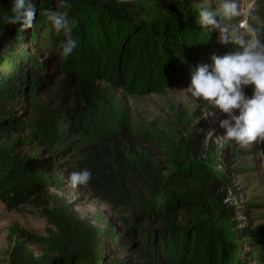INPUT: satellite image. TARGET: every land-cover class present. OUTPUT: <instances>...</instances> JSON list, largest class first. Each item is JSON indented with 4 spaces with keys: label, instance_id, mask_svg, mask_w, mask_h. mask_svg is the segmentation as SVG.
Segmentation results:
<instances>
[{
    "label": "trees",
    "instance_id": "trees-1",
    "mask_svg": "<svg viewBox=\"0 0 264 264\" xmlns=\"http://www.w3.org/2000/svg\"><path fill=\"white\" fill-rule=\"evenodd\" d=\"M34 2L31 29L0 22V200L10 211L37 204L55 232L43 240L16 231L8 264H238L244 233L225 202L228 178L215 172L217 157L208 154L205 174L179 162L165 173L135 147L122 114L118 131L96 122L109 110L97 85L109 61L119 87L135 64L153 86L167 69L189 82L199 48L177 26L193 12L183 15L176 0ZM9 8L0 0V17ZM48 10L68 13L78 42L68 58ZM203 143L184 141L182 153ZM84 167L93 175L79 187L111 211L113 226H91L58 194Z\"/></svg>",
    "mask_w": 264,
    "mask_h": 264
},
{
    "label": "rangeland",
    "instance_id": "rangeland-1",
    "mask_svg": "<svg viewBox=\"0 0 264 264\" xmlns=\"http://www.w3.org/2000/svg\"><path fill=\"white\" fill-rule=\"evenodd\" d=\"M176 1L181 5L183 15L193 12L187 19L183 17L177 28L184 37L188 35L189 43L193 48H199L200 53L190 71L189 82L181 81L180 77L167 69L161 72L160 84L153 86L152 82L145 83L144 67L135 64L136 68L133 66L128 70L125 85L119 87L112 69H115V63L109 61L108 65L106 63V73L97 83L101 93L100 102H106L109 110L97 116L96 122L118 131L116 123L122 114L135 147L140 152L147 149L165 173L179 162L189 169L195 165L199 172L205 168L202 172L205 174L211 168L208 154L217 157V165L213 167L215 172L228 178L225 202L235 207L238 230L244 233L236 263L264 264V141L241 148L234 141L225 139V130L220 128L219 121L226 116L211 106L205 110L199 99L194 101L190 93H186L195 69L210 63L213 54L221 55L218 50L225 46L218 43V33H210L196 23L197 9L214 6L215 0ZM238 3L245 15L235 18L230 26L239 30L240 24L248 22L264 32V0H238ZM248 12L255 15L254 21L249 18ZM52 56L43 54L44 58ZM148 59L150 56H147ZM175 59L180 62L178 56ZM49 67L53 70V63ZM85 72L89 71L85 69ZM245 91L251 95L250 87ZM208 112L212 114L208 115ZM197 139H204L200 149H188L187 154L182 153L184 141L193 144ZM58 194L64 197L73 212L88 220L91 226L101 228L105 224L114 225L111 211L92 200L82 188L73 189L68 182ZM16 231L44 240L49 239L55 229L43 217L42 209L37 204H27L10 211L0 200V264L9 262L11 250L18 243ZM30 248L38 253L42 247L33 245Z\"/></svg>",
    "mask_w": 264,
    "mask_h": 264
},
{
    "label": "clouds",
    "instance_id": "clouds-1",
    "mask_svg": "<svg viewBox=\"0 0 264 264\" xmlns=\"http://www.w3.org/2000/svg\"><path fill=\"white\" fill-rule=\"evenodd\" d=\"M70 6L69 0H60L61 8ZM8 13L0 17V22L31 29L37 5L34 0H10ZM45 15L55 31L65 34L61 57H70L78 42L71 35L68 13L48 10ZM242 15L245 13L238 0H215L214 6L197 9L196 23L210 33H218V43L229 50L223 55L213 54L210 63L198 66L185 91L192 100L199 99L205 110L211 106L224 114L226 118L219 121L220 128L225 130L224 138L246 148L264 141V32L248 22L240 24L239 30L231 27L230 22ZM247 15L252 21L256 19L252 12ZM249 87L251 95L245 91ZM92 175L84 167L71 172L68 181L75 189L86 186Z\"/></svg>",
    "mask_w": 264,
    "mask_h": 264
}]
</instances>
